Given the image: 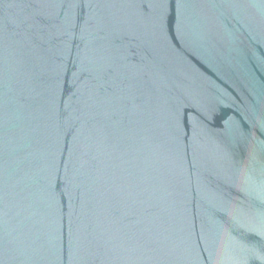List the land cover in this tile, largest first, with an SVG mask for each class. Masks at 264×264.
Masks as SVG:
<instances>
[{"label":"water","instance_id":"obj_1","mask_svg":"<svg viewBox=\"0 0 264 264\" xmlns=\"http://www.w3.org/2000/svg\"><path fill=\"white\" fill-rule=\"evenodd\" d=\"M0 264H264V0H0Z\"/></svg>","mask_w":264,"mask_h":264}]
</instances>
